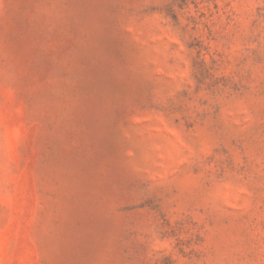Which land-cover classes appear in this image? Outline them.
Wrapping results in <instances>:
<instances>
[{
	"label": "rangeland",
	"instance_id": "1",
	"mask_svg": "<svg viewBox=\"0 0 264 264\" xmlns=\"http://www.w3.org/2000/svg\"><path fill=\"white\" fill-rule=\"evenodd\" d=\"M0 264H264V0H0Z\"/></svg>",
	"mask_w": 264,
	"mask_h": 264
}]
</instances>
